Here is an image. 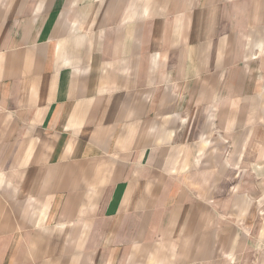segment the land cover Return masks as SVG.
I'll list each match as a JSON object with an SVG mask.
<instances>
[{"label":"crops","instance_id":"crops-1","mask_svg":"<svg viewBox=\"0 0 264 264\" xmlns=\"http://www.w3.org/2000/svg\"><path fill=\"white\" fill-rule=\"evenodd\" d=\"M263 158L264 0H0V264H231Z\"/></svg>","mask_w":264,"mask_h":264},{"label":"rangeland","instance_id":"rangeland-1","mask_svg":"<svg viewBox=\"0 0 264 264\" xmlns=\"http://www.w3.org/2000/svg\"><path fill=\"white\" fill-rule=\"evenodd\" d=\"M240 175L241 191L247 208L251 202L252 215L245 227L240 252L231 264H264V158L258 161L257 170H244Z\"/></svg>","mask_w":264,"mask_h":264}]
</instances>
